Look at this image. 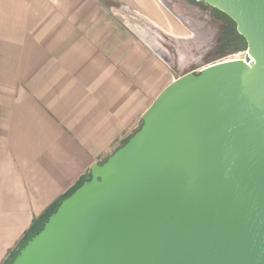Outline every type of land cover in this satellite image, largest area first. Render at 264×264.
Here are the masks:
<instances>
[{"label": "water", "instance_id": "obj_1", "mask_svg": "<svg viewBox=\"0 0 264 264\" xmlns=\"http://www.w3.org/2000/svg\"><path fill=\"white\" fill-rule=\"evenodd\" d=\"M198 1L244 55L166 84L10 264H264V0Z\"/></svg>", "mask_w": 264, "mask_h": 264}, {"label": "crops", "instance_id": "obj_2", "mask_svg": "<svg viewBox=\"0 0 264 264\" xmlns=\"http://www.w3.org/2000/svg\"><path fill=\"white\" fill-rule=\"evenodd\" d=\"M119 1L0 0V264L166 85L148 44L114 19L117 3L164 13Z\"/></svg>", "mask_w": 264, "mask_h": 264}, {"label": "rangeland", "instance_id": "obj_3", "mask_svg": "<svg viewBox=\"0 0 264 264\" xmlns=\"http://www.w3.org/2000/svg\"><path fill=\"white\" fill-rule=\"evenodd\" d=\"M155 1L158 10L164 13L160 23L155 22L149 12H143L135 3L126 7L117 3L114 19L119 28L148 44L150 51L164 65L165 84L188 71L198 72L205 65L244 55L246 44L233 49L225 42L224 26L233 27L234 32L236 29L235 23L227 16L194 0H190L192 3L187 2L188 6L183 5V0H167L171 10ZM140 124L141 121L132 133ZM131 134L119 141L112 151ZM86 178H89V174Z\"/></svg>", "mask_w": 264, "mask_h": 264}, {"label": "trees", "instance_id": "obj_4", "mask_svg": "<svg viewBox=\"0 0 264 264\" xmlns=\"http://www.w3.org/2000/svg\"><path fill=\"white\" fill-rule=\"evenodd\" d=\"M219 12V11H218ZM221 14H223V15H225L224 13H222V12H220ZM225 16H227V15H225ZM228 17V16H227ZM229 18V17H228ZM229 20H231L230 18H229ZM232 21V20H231ZM233 23V22H232ZM225 33H226V37H227V39L225 40V42H227V44L228 45H230V46H232V48L233 49H239L240 47H243V46H245V44H246V41H245V39L240 35V34H238L237 33V31H236V29H235V32H234V28L233 27H228L227 28V30L225 31ZM82 182V181H81ZM80 182V183H81ZM80 183H78V185L80 184ZM78 185H76L72 190H70L64 197H66L67 195H69ZM64 197H62L61 199H63ZM60 199V200H61ZM60 200H59V202H60ZM58 202V203H59ZM57 203V204H58ZM57 204L55 205V207L47 214V216L52 212V211H54L55 210V208H56V206H57ZM47 216L45 217V220H46V218H47ZM42 227V225L40 226V228ZM39 228V229H40ZM38 229V230H39ZM37 230V231H38ZM36 231V232H37ZM36 232H33V233H30V234H28L25 238H24V240L18 245V247L14 250V252H13V254L11 255V257H10V259H9V261L6 263V264H10L11 263V261H12V259L14 258V256L17 254V252H18V250L23 246V244L34 234V233H36Z\"/></svg>", "mask_w": 264, "mask_h": 264}, {"label": "flooded vegetation", "instance_id": "obj_5", "mask_svg": "<svg viewBox=\"0 0 264 264\" xmlns=\"http://www.w3.org/2000/svg\"><path fill=\"white\" fill-rule=\"evenodd\" d=\"M166 2H167V0H165ZM183 1H185V4H183V5H189L188 3H192L190 0H183ZM195 2H197V3H199V4H204V3H202L201 1H198V0H194ZM188 2V3H187ZM206 5V4H205ZM209 6V5H208ZM210 7V6H209ZM212 8V7H211ZM214 9V8H213ZM215 10H217V9H215ZM218 11V10H217ZM220 12V11H219ZM218 12V13H219ZM220 14V13H219ZM224 31H226L227 30V27H226V25L224 26V29H223ZM194 72V71H193Z\"/></svg>", "mask_w": 264, "mask_h": 264}]
</instances>
